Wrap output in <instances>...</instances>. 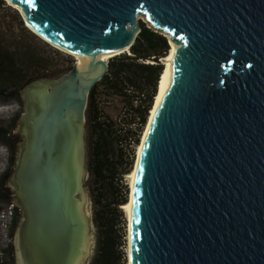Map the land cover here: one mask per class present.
Returning <instances> with one entry per match:
<instances>
[{
	"label": "water",
	"instance_id": "95a60500",
	"mask_svg": "<svg viewBox=\"0 0 264 264\" xmlns=\"http://www.w3.org/2000/svg\"><path fill=\"white\" fill-rule=\"evenodd\" d=\"M5 1L35 34L99 68L87 75L74 62L27 84L14 176L24 264H80L88 251L72 195L82 194L89 93L108 68L94 56L129 49L138 15L175 45L135 153L127 260L264 264V0Z\"/></svg>",
	"mask_w": 264,
	"mask_h": 264
},
{
	"label": "trees",
	"instance_id": "16d2710c",
	"mask_svg": "<svg viewBox=\"0 0 264 264\" xmlns=\"http://www.w3.org/2000/svg\"><path fill=\"white\" fill-rule=\"evenodd\" d=\"M0 7H7L4 0H0ZM12 16L20 35L11 34L9 37L2 29L4 25L0 27V100L4 104L17 98L20 89L27 84L38 79L52 78L71 67L49 69L50 61L45 53L21 38L25 35L38 41L36 35L24 26L16 10L12 9ZM129 50V55L123 53L116 57V61L113 58L108 64L103 77L91 88L85 110L89 186L96 227V249L90 264L125 263L119 206L127 201L128 187L122 184V178L132 170L134 146L139 143L163 68L159 61L168 53L169 45L167 38L159 31L141 23L140 31ZM148 59H154L157 63L143 62ZM100 85L104 91L124 99L129 107L126 114L113 120L102 112L96 100L97 87ZM9 137L10 129L0 125V140L7 144ZM8 172L7 165L0 170V210L12 201L8 196L9 189L4 184ZM18 215L19 207H16L11 235ZM3 249L4 257L0 264H13L12 242Z\"/></svg>",
	"mask_w": 264,
	"mask_h": 264
},
{
	"label": "rangeland",
	"instance_id": "374dc122",
	"mask_svg": "<svg viewBox=\"0 0 264 264\" xmlns=\"http://www.w3.org/2000/svg\"><path fill=\"white\" fill-rule=\"evenodd\" d=\"M4 2H5V6L7 7L6 8L0 7V27L4 25L2 29L8 33L9 37L11 34L20 35L17 27L15 26V20L13 19V16H12V9L13 10H16V9L10 6L5 0ZM17 13L19 14L18 11ZM139 16L140 18H138ZM136 19H138L139 24L144 23L146 26L157 31V29L154 28L150 23H148L144 19V17H142L141 15L136 16ZM23 24L27 29H29L25 25L24 21H23ZM29 31L33 33L34 35H36L38 41L33 40L30 37L25 36V35L24 36L22 35L21 38L30 42L33 48L39 50L40 52L45 53L46 57L49 58L48 60L50 61L49 69H55V68L60 69L62 67L72 66V64L75 61L73 56L65 52H62L58 48L54 47L48 41L44 40L42 37L35 34L30 29ZM158 31L163 33V31H160V30ZM43 43L47 44V46H44ZM55 50L57 51V53ZM124 53L126 55L130 54L127 52H124ZM121 54L123 53L117 54L109 58L107 60V64L111 63V60H113V58L116 61V57H118ZM143 62L149 63V64L157 63L155 62L154 59H148ZM161 62L162 60H160L159 63L163 67V64ZM60 74H56L52 78H56ZM44 79H48V78H44ZM26 87L27 85L24 86L22 89H20L18 93V97L17 98L15 97L11 102H8V104H4V102L0 100V125L6 126L8 129H10V137L8 141L6 142L7 144H5L3 141L0 140V170H2L6 165L9 167V172L7 174V177L5 178L4 184H5V187H8L9 189L8 196H9V199H12V201L14 200L17 201L19 197V193H18L17 186L15 184L14 176L17 172L18 163L21 158L20 153H21L23 144L25 143V136L23 133V129H24V124L26 122V118L28 116V109H29L28 97L26 96V91H27ZM96 98H97L96 99L97 103L99 107L101 108L102 112L113 120L119 119L120 116H123V114H126L128 112L129 107L124 101V99L120 97L119 95H115L113 93H108L104 91V88L101 85L97 87ZM83 138H84V143H85V155H84V162L82 166L83 170L81 173L80 184H79L82 194L75 192L72 196L76 199H79L81 195L82 202H81L80 210L84 218L85 233L87 234L86 248H88V251L85 254L84 258L81 260L80 264H90L95 254V249H96V227L93 221V201H92V195H91V188L89 186L90 174L88 170V145H87L88 126H87L86 121L84 123ZM134 148H135L134 152L136 153V146H134ZM134 158H135V154H134ZM126 175L127 174H125L122 178V184L124 183L127 185L128 195H129V183H128L129 180ZM127 199H128V196H127ZM119 208H120V213H121L119 216L120 227L122 228V231L124 234L122 237L124 239V244H123L122 249L126 255V259H125V262H126L128 223H127V218L125 215V211L122 208V205H120ZM24 221H25L24 211L21 209V212L16 219V222L14 225V231H13L14 232V238H13V248H14L13 251L14 252H13V258H12L13 264H16L17 262V259H15L17 256V249L15 246L17 231L21 227L20 226L21 223ZM23 257H24L23 260L25 262L27 258L25 256Z\"/></svg>",
	"mask_w": 264,
	"mask_h": 264
},
{
	"label": "bare ground",
	"instance_id": "6f19581e",
	"mask_svg": "<svg viewBox=\"0 0 264 264\" xmlns=\"http://www.w3.org/2000/svg\"><path fill=\"white\" fill-rule=\"evenodd\" d=\"M7 3L10 6H12L13 8H17V10H20L19 7L11 4L9 1ZM138 18H140V16ZM49 43L51 45H53L54 47L58 48L59 50H61L62 52H65V53L70 54L71 56H73V58L75 60L74 62L76 64V67H77L78 71H80V72H82L84 74H87V75H90V74H93V73L99 71V68H95V66H94L95 62L85 60L82 57H80L77 53L69 52V51H67V50H65L63 48H60L59 46L54 45L51 42H49ZM174 45L175 44H173V43H171V41H169L168 53L164 57L160 58L162 60V63H163V69H162V71H161V73L159 75V79H158V83H157V91H156L154 99H153V104H152V106H151V108L149 110V113H148V120L146 122V126H144V129L142 131V135H141V138H140V143H138L136 145V154H139L140 146H141L143 137L145 135V132H146L147 127L149 125V122L151 120L152 114H153V112L155 110V107L157 105V102H158V100L160 98V95H161V93H162V91L164 89L165 82L167 80V75H168L169 60H170V57H171V55L173 53ZM124 52L130 53L129 49L127 47H125L124 49H121L119 51H116V52H113V53H110V54L96 55V56H94V59L97 60V61H104V62L107 63V60L109 58H111V57H113V56H115L117 54L124 53ZM23 133L24 134L26 133L25 129H23ZM134 174H135V168H132V170L126 175L128 177V180H129L128 183H129L130 190H131L132 185H133ZM130 205H131V193H130L129 199L122 205V208L124 209L125 215H126V218H127L128 229H129V221H130ZM78 209L79 210L81 209V202H80V204L78 206ZM15 245H16V247H18V236H16ZM126 250L128 251L127 248H126ZM127 253H129V251ZM17 256H18V264H24L23 260L21 259V255H20L18 249H17ZM124 264H130L129 259L126 260V262Z\"/></svg>",
	"mask_w": 264,
	"mask_h": 264
},
{
	"label": "built area",
	"instance_id": "2783aa9c",
	"mask_svg": "<svg viewBox=\"0 0 264 264\" xmlns=\"http://www.w3.org/2000/svg\"><path fill=\"white\" fill-rule=\"evenodd\" d=\"M18 205L15 201H10L0 210V260L4 257L3 247L10 242L13 243V235H11V226L15 217V211Z\"/></svg>",
	"mask_w": 264,
	"mask_h": 264
},
{
	"label": "flooded vegetation",
	"instance_id": "af4514ba",
	"mask_svg": "<svg viewBox=\"0 0 264 264\" xmlns=\"http://www.w3.org/2000/svg\"><path fill=\"white\" fill-rule=\"evenodd\" d=\"M20 212H21V209H20V207H19V214H20ZM18 217V216H17Z\"/></svg>",
	"mask_w": 264,
	"mask_h": 264
}]
</instances>
